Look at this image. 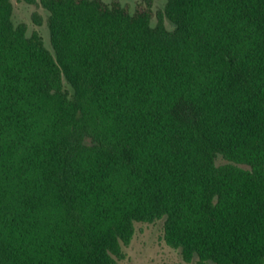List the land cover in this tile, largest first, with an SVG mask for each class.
Returning <instances> with one entry per match:
<instances>
[{
    "label": "trees",
    "instance_id": "1",
    "mask_svg": "<svg viewBox=\"0 0 264 264\" xmlns=\"http://www.w3.org/2000/svg\"><path fill=\"white\" fill-rule=\"evenodd\" d=\"M25 1L53 50L0 0V264H121L159 219L264 264V0Z\"/></svg>",
    "mask_w": 264,
    "mask_h": 264
},
{
    "label": "rangeland",
    "instance_id": "2",
    "mask_svg": "<svg viewBox=\"0 0 264 264\" xmlns=\"http://www.w3.org/2000/svg\"><path fill=\"white\" fill-rule=\"evenodd\" d=\"M14 4L13 19L15 23L22 22L28 25V34L38 31L46 45L53 50L51 33L48 25L49 11L41 4H31L25 0H12ZM107 2L119 1L127 5L132 10L142 2V0H105ZM167 0H154V11L157 13L163 10ZM40 21V22H38ZM157 21L156 14L153 23ZM167 26L174 28V24L166 19ZM221 163L222 159L219 158ZM164 219L154 222H136V232L129 246L126 247L127 256L121 264H197V257L191 262H186L181 249L174 248L167 244L164 236Z\"/></svg>",
    "mask_w": 264,
    "mask_h": 264
}]
</instances>
